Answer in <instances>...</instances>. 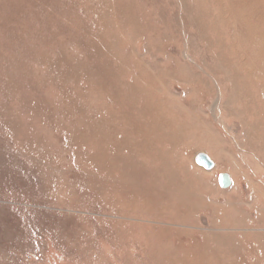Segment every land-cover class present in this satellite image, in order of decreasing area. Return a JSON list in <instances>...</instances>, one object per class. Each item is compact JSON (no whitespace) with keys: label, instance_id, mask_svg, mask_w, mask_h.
Instances as JSON below:
<instances>
[{"label":"rangeland","instance_id":"obj_1","mask_svg":"<svg viewBox=\"0 0 264 264\" xmlns=\"http://www.w3.org/2000/svg\"><path fill=\"white\" fill-rule=\"evenodd\" d=\"M251 30L264 40V0H0V264H264L251 228L231 225L264 198V162L238 143L219 77L247 58ZM176 63L210 88L168 81ZM151 77L155 111L164 94L202 99L198 118L173 114L170 145L148 143L130 108ZM165 161L208 176L181 194L155 174ZM180 194L185 206L159 202ZM135 199V213L116 212Z\"/></svg>","mask_w":264,"mask_h":264},{"label":"bare ground","instance_id":"obj_2","mask_svg":"<svg viewBox=\"0 0 264 264\" xmlns=\"http://www.w3.org/2000/svg\"><path fill=\"white\" fill-rule=\"evenodd\" d=\"M251 31L248 32L245 38L241 37L239 39L240 43L242 44H247V43L252 42V45L250 47L252 48V50L247 56V58L239 62H230L228 64H225L224 67H221L222 70H221L219 77H221L222 80L224 81L223 89L227 90L228 91L227 93L232 94L230 98L226 100V104L223 105V110L225 111V115L229 116V118L236 117L235 119H237L238 123L242 127L241 135L236 137L238 143L242 147L248 148L249 150L256 153L257 156H260V160L264 162V40L260 39V34L257 31L255 30H251ZM241 33L243 34V32ZM259 41H261V43H259ZM182 69L183 67L181 66L178 67V63H176L175 68L167 70V71H162L161 73L165 74L169 78L168 81H174L175 79H179V80L185 79L183 80V82L192 81V83L195 84L196 86H198V84H202L201 87H203L204 90H208L210 88L205 83H203L201 80H199L198 77L195 76V74H192L191 71H190V77L188 78L187 76H189V73L186 74L185 71ZM180 72H182V74H186L184 75L185 77H182V78L178 77V75H181ZM151 75L156 76L153 74ZM156 77H151V81L145 84L146 90H143V91L147 93V95L143 91H140V89L137 91V94H140V96H142L144 100L143 103L139 106L137 105L136 100H135L136 90L132 89V92L129 97L130 108L135 109V111L139 113L138 115L141 116L140 118H138L140 121H137L136 124L138 127L140 126V128L142 127L143 129H145L144 138L147 139L146 141L148 143L155 142V141L156 142L163 141L165 145L167 144L170 145L171 143L173 144L175 142L172 141V138H171L172 134L165 128V126L167 128H170V125L173 123L174 118L182 120L180 117H176L173 114L178 113L181 116L185 115V117L188 120H192V119L194 120L198 118V111H197L196 104L202 101V99L198 101V99L195 98L191 101L189 105H183L181 103L178 104L174 99L170 98V96H167L164 94V99L167 100L165 111L164 112L155 111L153 109V98L151 97L150 94L154 92L153 91L154 89H151L152 85H154L155 83L159 84L158 78L156 80ZM194 79H196L197 81ZM237 92H240L242 94L244 93L248 97L242 98L243 95L239 96ZM160 102H163V100L160 99ZM246 108L251 109V111L249 112L250 115L247 114L248 111L246 110ZM199 121L203 122L200 119ZM205 122L206 121H204V123ZM197 124L198 123L192 124L191 126L192 130H194V127H196ZM164 141L165 142L168 141L170 143L166 142L167 143L166 144ZM211 144L212 143L209 142L207 148L210 149L209 151L211 153V156H213L214 159L216 160L215 166L219 168L221 165V161H220L221 158L220 156H218L217 152L214 151L213 148H211ZM163 147L164 146L162 145V149L159 147L158 150L162 151ZM166 152L168 154L167 148H166ZM156 154L158 156L160 153H156ZM138 156L140 155L138 154ZM145 156L146 155H142V158H145ZM154 171H155V174L156 173L160 174L162 173V171H164V173L167 175L169 185L174 190H180L181 194L184 192L185 193L190 192L192 190H193L192 192L194 193L195 190L199 189V187H197L198 180L199 182L203 181L204 183V176H208L206 172H204L205 174H203V172H199L198 170L185 172L184 175H180L178 172L177 173L173 172L171 164H169L167 161L163 163L161 169L158 168L157 170L155 169ZM188 175L193 176V178L187 177ZM193 179H195L194 181H196L197 184H194ZM49 184L51 185V183ZM102 194H105V190H102ZM181 194L172 195L171 197H169V199L165 201H159V202H161L162 206L164 207L166 206V209L174 208L177 206L178 203H180V205L182 204L183 206H185V204L182 202L173 203L175 202V199H178V201L183 199L181 198ZM114 199L115 201H118L119 203L121 200H123V198L121 197L120 199H117L114 197L112 200ZM262 199H260L259 197L257 198L258 201L255 200L258 204L255 205L256 207L254 208L255 213L251 220L245 219L244 221H238L234 219L231 221V225L236 226L235 228H237V230H239L240 228L242 229L246 228V230L251 228L250 231H253V232L250 234V236L252 240L256 242L257 251H259V256L261 257L263 256L260 254L264 252V231L258 232L255 229L256 227L260 228V226H264V198ZM135 200L133 202H128V203H124L122 201V204L119 205V207L115 209V210L118 209L116 212H120V214H123V216L132 215L135 212L132 211L131 209L132 207H135V203L139 201V200H136V201ZM148 200L151 203H154V204L156 203L155 205H157L158 203V202L151 200L150 198H148ZM154 217L161 219L163 215L162 214L154 215ZM240 226H244V227H240ZM205 240L209 242V238L207 236L205 237ZM244 243L245 242L243 240V235L235 236L232 249L237 253L241 250V247L242 245H244Z\"/></svg>","mask_w":264,"mask_h":264},{"label":"water","instance_id":"obj_3","mask_svg":"<svg viewBox=\"0 0 264 264\" xmlns=\"http://www.w3.org/2000/svg\"><path fill=\"white\" fill-rule=\"evenodd\" d=\"M207 164H208V162H207ZM220 184L224 188L230 186L231 180L227 174H221L220 175Z\"/></svg>","mask_w":264,"mask_h":264}]
</instances>
